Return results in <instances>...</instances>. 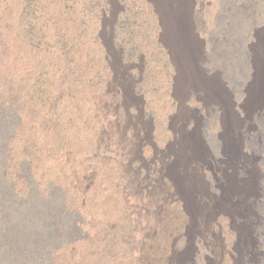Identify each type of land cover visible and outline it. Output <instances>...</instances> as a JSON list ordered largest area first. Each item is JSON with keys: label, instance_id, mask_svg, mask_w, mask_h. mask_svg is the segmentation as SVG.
<instances>
[{"label": "rangeland", "instance_id": "374dc122", "mask_svg": "<svg viewBox=\"0 0 264 264\" xmlns=\"http://www.w3.org/2000/svg\"><path fill=\"white\" fill-rule=\"evenodd\" d=\"M213 20L200 36L207 66L240 82L247 57L264 58L252 40L253 29L264 38V0H218ZM161 32L152 0H0V197L14 209L0 216L1 264H56V240L91 261L130 263L125 157L155 177L173 118L212 121L195 98L178 113ZM169 210L184 221L178 202ZM97 237L115 241L116 256L98 253Z\"/></svg>", "mask_w": 264, "mask_h": 264}, {"label": "bare ground", "instance_id": "6f19581e", "mask_svg": "<svg viewBox=\"0 0 264 264\" xmlns=\"http://www.w3.org/2000/svg\"><path fill=\"white\" fill-rule=\"evenodd\" d=\"M217 1L152 0L160 39L175 68L171 94L177 111L183 112L189 99H199L212 121L208 126L195 118L187 127L185 116L173 118L172 137L160 153L155 177L129 170L130 157H125V232L120 239L129 264H264V58L247 57L237 83L207 66L200 36L215 18ZM262 37L253 29L252 40L264 42ZM3 202L0 197L2 217L13 209L10 200ZM175 202L185 217L179 225L169 210ZM110 227L119 233L116 223ZM97 238L98 253L116 256L115 241L103 246L102 237ZM56 242L50 244L56 264H106L101 256L91 261V254H74ZM3 246L7 252L13 242Z\"/></svg>", "mask_w": 264, "mask_h": 264}]
</instances>
